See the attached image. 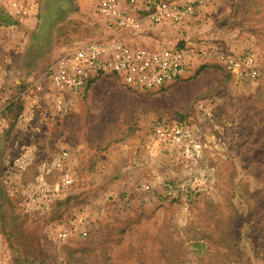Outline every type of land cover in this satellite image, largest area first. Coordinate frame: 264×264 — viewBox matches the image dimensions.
I'll use <instances>...</instances> for the list:
<instances>
[{
  "label": "rangeland",
  "instance_id": "obj_1",
  "mask_svg": "<svg viewBox=\"0 0 264 264\" xmlns=\"http://www.w3.org/2000/svg\"><path fill=\"white\" fill-rule=\"evenodd\" d=\"M30 2L28 17L0 24V264H263L250 211L257 204L263 226L264 0H216L190 34L158 28L135 38L188 45L187 72L157 90L99 78L66 116L43 102L32 108L25 88L63 47L90 37L96 0H65L57 21L53 0ZM8 6L0 0L12 18ZM211 45L250 52L260 76L241 79L202 59L200 47ZM162 123L198 130L199 149L145 151ZM63 150L74 183L44 197ZM167 184L187 189L168 196Z\"/></svg>",
  "mask_w": 264,
  "mask_h": 264
},
{
  "label": "built area",
  "instance_id": "obj_2",
  "mask_svg": "<svg viewBox=\"0 0 264 264\" xmlns=\"http://www.w3.org/2000/svg\"><path fill=\"white\" fill-rule=\"evenodd\" d=\"M215 1L96 0L95 19L107 27L63 47L43 71L29 81L26 92L31 96V107H40L43 102L60 116L70 115L78 96L95 80L105 76L117 77L134 89L157 90L170 86L189 68L186 62L189 56L188 45H168L160 41L154 46L138 45L135 38H144L161 27H187L203 9ZM8 4L12 18L18 22L31 12L30 0H8ZM200 48L198 55L202 59L215 61L238 78L256 80L260 76L257 62L250 52L237 54L216 45ZM198 141V130L181 123L158 124L151 135L154 145L178 150L199 149ZM69 162L70 154L66 150L52 162L51 170L59 172L60 179L53 185V194H50L48 188V192H45V184L42 185L44 197H52L61 188L74 183ZM140 189L150 190L151 186L144 183ZM176 189L185 191L187 188L185 185L175 188L167 184V195H176ZM70 235L71 230H62L59 237L67 239ZM82 235L87 236V233L82 232Z\"/></svg>",
  "mask_w": 264,
  "mask_h": 264
},
{
  "label": "trees",
  "instance_id": "obj_3",
  "mask_svg": "<svg viewBox=\"0 0 264 264\" xmlns=\"http://www.w3.org/2000/svg\"><path fill=\"white\" fill-rule=\"evenodd\" d=\"M64 1L65 0H53V2H52L54 14L57 16L56 17L57 18L56 21L61 19L62 17H64L65 12H64V14L62 12L64 10H66V5H64V3H65ZM40 18L41 19L43 18L42 13L40 14ZM0 24L13 25V24H17V20L13 21V18H11L7 13H5L0 8ZM105 27H107V26L101 24V22L96 19L92 23V26H91L92 30H90V32H89L90 35L89 36H91V35L95 34L96 32H98L100 28H105ZM0 160H1V155H0ZM256 168H258V166ZM258 177H259V181L262 184L261 185L262 186V191L259 193V195H257L256 203H263L264 204V201L260 202L258 200V198H260L262 196V192L264 191V168L261 170V172H260ZM258 208L259 207H257V204H255V206L251 207L252 210L250 211V212L254 213L255 216H256V224L253 226L254 227L253 232L252 231L250 232V239L252 240V242H251L252 243V251H253V253L256 256H257L259 248L261 247L260 241H261V239L264 240V225L263 226H259L261 222H260V219H259V217H260L259 213L260 212H257V210H259ZM261 211H262L261 214H263V218L262 219H263V222H264V205H263ZM233 247L236 249V252L238 254H242L240 246L233 245ZM263 257H264V255H263ZM263 264H264V260H263Z\"/></svg>",
  "mask_w": 264,
  "mask_h": 264
},
{
  "label": "crops",
  "instance_id": "obj_4",
  "mask_svg": "<svg viewBox=\"0 0 264 264\" xmlns=\"http://www.w3.org/2000/svg\"><path fill=\"white\" fill-rule=\"evenodd\" d=\"M161 28H162V27H161ZM100 29H101V28H100ZM162 29H163V28H162ZM184 30L187 31L188 34L192 33V32H190L191 29L188 28V27H187V28H185V27H183V28H181V27H178V28H170V32L173 33V35H171V37H172V36H179V37H180L181 35H183L182 32H184ZM187 36H190V35H187ZM144 39H145V38H144ZM149 41H151V39H149ZM149 41L146 40V43H147L148 45H150V46H154V45L156 44V41H152V42H149ZM168 41H170V40L166 39L165 43L168 44V45H172V44H174V43H168ZM165 43H164V44H165ZM175 44H177V43H175ZM181 44H182V45H181ZM181 44H179V45H180V46H183V43H181ZM33 78H34V77H33ZM31 79H32V78L30 77L28 81H30ZM26 89H27V87L25 88V90H26ZM150 145H151L152 147H153V145H154V144L151 142V140H150L149 144H146V145L144 146L143 149H144L145 151H147V152H148V151H152L153 148H152ZM141 165H144V164H141ZM140 169H142V167H141Z\"/></svg>",
  "mask_w": 264,
  "mask_h": 264
}]
</instances>
